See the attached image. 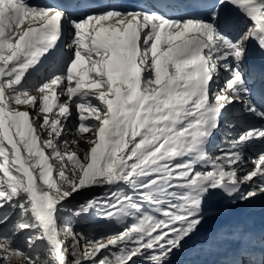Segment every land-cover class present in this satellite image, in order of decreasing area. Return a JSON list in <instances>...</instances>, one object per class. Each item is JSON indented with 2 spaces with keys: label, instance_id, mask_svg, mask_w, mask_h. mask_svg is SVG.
Segmentation results:
<instances>
[{
  "label": "snow or ice",
  "instance_id": "6c2138e0",
  "mask_svg": "<svg viewBox=\"0 0 264 264\" xmlns=\"http://www.w3.org/2000/svg\"><path fill=\"white\" fill-rule=\"evenodd\" d=\"M253 47L264 0H0V264H264V237L200 239L264 198Z\"/></svg>",
  "mask_w": 264,
  "mask_h": 264
},
{
  "label": "bare ground",
  "instance_id": "6f19581e",
  "mask_svg": "<svg viewBox=\"0 0 264 264\" xmlns=\"http://www.w3.org/2000/svg\"><path fill=\"white\" fill-rule=\"evenodd\" d=\"M250 121L251 123L258 124L257 121H254L253 119ZM225 201L226 200L221 199L218 203H215L214 207L216 209V214L222 213L223 210L226 211L228 209L226 205L224 206L222 204L225 203ZM251 207H255L257 210L251 212L249 211ZM231 209L236 210L237 212L234 216H222L217 220L216 226L218 225L222 227V229H224L223 232L237 231L251 234L257 238L264 237V198L252 203L242 202L238 206L233 205ZM213 231L212 227L204 226L201 229V234ZM218 258L219 257L215 254L212 256L210 262L203 264H212V261L217 260Z\"/></svg>",
  "mask_w": 264,
  "mask_h": 264
},
{
  "label": "rangeland",
  "instance_id": "374dc122",
  "mask_svg": "<svg viewBox=\"0 0 264 264\" xmlns=\"http://www.w3.org/2000/svg\"><path fill=\"white\" fill-rule=\"evenodd\" d=\"M251 119H253L254 121H257L258 124L264 123V122L260 121L256 117H251V116L247 117V120L249 122H251L250 121ZM249 155H251V153ZM101 191H102V189H99V188H96V189H93V190H90V191L89 190H85V191L82 192L81 195L76 197V200L82 201L85 198H91L94 194H99ZM218 202H216V203H218ZM240 203H242V202L241 201H237V203L234 206H238ZM222 204L224 206L226 205L228 207V209L226 211L223 210V212L219 213V214H216L215 212L211 213L209 215L206 223H204L203 227L204 226L212 227V231L213 230L214 231H216V230L224 231V229H222V227H220L218 225L216 226L217 220L220 217H222V216H234L237 212H236V210L231 209L233 204H231L230 202L225 201V203H222ZM256 210L257 209L255 207H251L249 209V211H251V212H255ZM94 220L95 221H92L91 226L92 227H97L98 226V232L99 231L111 230V229L116 227L114 222H106V221H103L101 219H98L97 217L94 218ZM209 233H211V232H209ZM206 234H208V233H206ZM204 235L205 234H201L200 239H203ZM41 253L43 254L44 257L47 258L46 253L43 250H41ZM215 254L216 253H215L214 250H205V251L201 252V251H199V245H197V250L196 251H193L191 253H186V254H183V255H178L177 257H175L173 264H176V261H178V260L190 261L191 264H195V262H199L200 264L201 263L203 264V263L210 262L212 256L215 255ZM199 263H196V264H199Z\"/></svg>",
  "mask_w": 264,
  "mask_h": 264
},
{
  "label": "trees",
  "instance_id": "16d2710c",
  "mask_svg": "<svg viewBox=\"0 0 264 264\" xmlns=\"http://www.w3.org/2000/svg\"><path fill=\"white\" fill-rule=\"evenodd\" d=\"M94 218H96L95 213H93V215H92L91 217H89V221H90V223L84 222V223H82V224H77L76 226H77L78 228L81 227V226H85V227H87V228H93V227L91 226V223H92V221H95ZM41 256H42V258H46V257L43 256L42 253H41Z\"/></svg>",
  "mask_w": 264,
  "mask_h": 264
}]
</instances>
